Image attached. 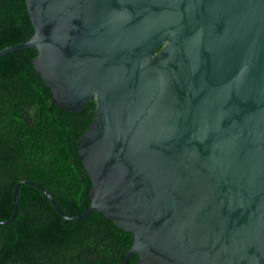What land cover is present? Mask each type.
<instances>
[{
	"label": "water",
	"instance_id": "1",
	"mask_svg": "<svg viewBox=\"0 0 264 264\" xmlns=\"http://www.w3.org/2000/svg\"><path fill=\"white\" fill-rule=\"evenodd\" d=\"M32 65L77 139L90 204L133 235L118 264H264V0H25Z\"/></svg>",
	"mask_w": 264,
	"mask_h": 264
},
{
	"label": "trees",
	"instance_id": "2",
	"mask_svg": "<svg viewBox=\"0 0 264 264\" xmlns=\"http://www.w3.org/2000/svg\"><path fill=\"white\" fill-rule=\"evenodd\" d=\"M34 29L25 0H0V50L26 42ZM34 49L0 57V220L13 212V188L42 185L68 217L89 206L91 181L77 139L94 119L93 101L79 112L56 105L36 74ZM17 213L0 224V264H118L133 235L94 210L64 220L36 187L18 188ZM137 255L126 264H137Z\"/></svg>",
	"mask_w": 264,
	"mask_h": 264
}]
</instances>
